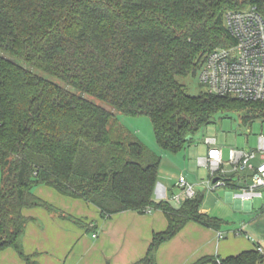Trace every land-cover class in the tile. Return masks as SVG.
I'll list each match as a JSON object with an SVG mask.
<instances>
[{
	"label": "trees",
	"instance_id": "trees-1",
	"mask_svg": "<svg viewBox=\"0 0 264 264\" xmlns=\"http://www.w3.org/2000/svg\"><path fill=\"white\" fill-rule=\"evenodd\" d=\"M252 6L264 14V0H0V51L21 61L0 57V251L13 248L29 261L23 211L52 209L34 195L37 186L81 198L104 218L162 211L168 230L154 234L136 264H156L159 248L191 222L221 230V220L202 213L200 193L179 207L154 199L160 161L145 164L146 148L117 113L150 118L157 143L171 153L219 115L264 119L261 103L192 97L179 82L196 76L207 54L233 44L228 12ZM195 264H264V255L255 247Z\"/></svg>",
	"mask_w": 264,
	"mask_h": 264
},
{
	"label": "crops",
	"instance_id": "crops-1",
	"mask_svg": "<svg viewBox=\"0 0 264 264\" xmlns=\"http://www.w3.org/2000/svg\"><path fill=\"white\" fill-rule=\"evenodd\" d=\"M198 167L206 169L190 173L189 183L186 180L197 194L200 192L196 187L203 184L199 181V175H206L207 169L212 173L208 166L200 165L199 160ZM42 187L51 190L47 191L49 198L34 195L61 210L62 215L52 214L42 207L25 209L23 215L29 222L21 243L29 261L15 249L7 248L0 251V264H136L147 256L154 234L165 232L169 227L168 219L162 211L146 214L128 211L104 218L95 205L83 199L65 197L49 186ZM231 187L232 190L238 189ZM238 192L228 193L227 201L233 202L232 193ZM168 196L167 200H170L168 190L158 183L154 199L166 200ZM235 204L238 208L244 207L251 211L248 204L240 201H235ZM201 211L210 213L206 208ZM78 220H82V223L76 222ZM219 231L193 222L187 224L159 248L156 264H195L206 257L225 259L254 250L257 245L252 247L241 240L229 241L226 236L219 239Z\"/></svg>",
	"mask_w": 264,
	"mask_h": 264
},
{
	"label": "rangeland",
	"instance_id": "rangeland-1",
	"mask_svg": "<svg viewBox=\"0 0 264 264\" xmlns=\"http://www.w3.org/2000/svg\"><path fill=\"white\" fill-rule=\"evenodd\" d=\"M0 57H7L17 62H21L20 60L14 59L1 51ZM34 72L38 76L59 84L60 86L83 96L106 110L115 111L112 107L100 100L84 94L72 87H68L60 80L53 78L46 73L38 70H35ZM179 82L184 86L185 91L189 96H199L200 94L206 92L205 87L201 86L199 83L197 76L181 78L179 79ZM246 115L247 113L245 112H233L226 115H219L214 123L202 129L193 137V141L186 149L178 153H171L163 150L157 143L150 118H133L117 113L122 128L136 137V139L146 148L147 158L145 164L160 161L158 183L168 190L170 193V200L173 195H177L181 192V189L178 186L181 176L185 177L189 183L191 177L190 173L197 172L198 169H206L204 167H198V160L207 156L210 148V145L207 143V140L209 139L216 140L215 146L223 150V158L225 162H228L229 160L230 149L256 152L258 156H260L259 139L261 136H264V119L254 118L247 121L243 119ZM224 168L225 173L220 172L218 176L225 179L237 178L239 176V178L236 179L235 182L231 183L230 186L219 187L215 190H211V188H208L207 182L212 173L207 169L205 171L206 175H199V181L200 183L203 182V184H199L198 187H196V190L204 195L202 208L210 210V213L207 215L211 218L219 219L223 222L221 231L225 233L227 240H241L244 244L247 243L252 247H255V244H261L264 247V218L262 216V210L264 208V194L262 198H255L252 200L253 208L251 211L245 210L244 207L238 208L235 201L228 202V193L238 192L239 189L244 187L243 178L246 176V173L238 175L231 171L232 169L230 166H225ZM231 186H235L238 189L232 190ZM1 187L2 173L0 167V190ZM47 191L51 190L42 186H37L33 189V193L37 196L40 194L43 196L41 197L43 199L49 198L47 196ZM168 198L169 196L166 197V200ZM170 202L175 207H179L181 205L173 200ZM50 206L52 209L48 210L52 212V214H61V210L56 207L54 208L52 204ZM64 214L65 213H63V215ZM76 222L82 223V220H78ZM242 228H244L245 233L237 235L236 232ZM247 235L254 240V243L246 237Z\"/></svg>",
	"mask_w": 264,
	"mask_h": 264
},
{
	"label": "built area",
	"instance_id": "built-area-1",
	"mask_svg": "<svg viewBox=\"0 0 264 264\" xmlns=\"http://www.w3.org/2000/svg\"><path fill=\"white\" fill-rule=\"evenodd\" d=\"M226 27L233 44L217 48L204 57L196 74L199 83L209 94L264 105V14L256 6L230 11L226 15ZM207 143L210 145L208 155L199 159V164L212 171L209 188L225 186L224 182L213 184L220 172L225 173V166H230L235 174L246 173L245 186L238 193H232V199L248 204L252 210V200L264 194V136L259 139L260 156L256 152L230 149L228 162L224 161L223 151L215 146L216 140L209 139ZM178 186L181 192L172 197L178 204L197 194L185 177H180ZM262 216L264 218V208ZM243 233V229L236 232L237 235ZM225 236L219 231V239ZM256 247L264 255V247L261 244Z\"/></svg>",
	"mask_w": 264,
	"mask_h": 264
},
{
	"label": "water",
	"instance_id": "water-1",
	"mask_svg": "<svg viewBox=\"0 0 264 264\" xmlns=\"http://www.w3.org/2000/svg\"><path fill=\"white\" fill-rule=\"evenodd\" d=\"M191 139V138H190ZM189 139V140H190ZM218 182H224L225 184L228 183V182H231L230 179H225V178H222V177H215V179L213 180V184H217Z\"/></svg>",
	"mask_w": 264,
	"mask_h": 264
}]
</instances>
